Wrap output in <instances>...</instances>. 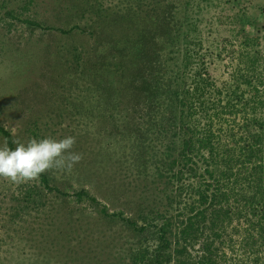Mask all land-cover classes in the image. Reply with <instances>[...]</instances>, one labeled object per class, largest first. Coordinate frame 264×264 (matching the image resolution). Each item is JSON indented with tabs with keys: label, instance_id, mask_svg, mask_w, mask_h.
I'll return each instance as SVG.
<instances>
[{
	"label": "trees",
	"instance_id": "trees-1",
	"mask_svg": "<svg viewBox=\"0 0 264 264\" xmlns=\"http://www.w3.org/2000/svg\"><path fill=\"white\" fill-rule=\"evenodd\" d=\"M120 2L70 0L91 24L57 29L78 30L92 44L69 50L71 59L56 67L73 71L83 91L78 105L62 97L65 112L82 115L95 92L119 117L110 122L119 164L142 187L126 205L130 214L101 210L130 235L121 264H264V66L253 62L219 85L174 2ZM0 137L16 147L2 125ZM39 179L46 193L72 196L47 173ZM74 196L99 203L85 188Z\"/></svg>",
	"mask_w": 264,
	"mask_h": 264
},
{
	"label": "rangeland",
	"instance_id": "rangeland-1",
	"mask_svg": "<svg viewBox=\"0 0 264 264\" xmlns=\"http://www.w3.org/2000/svg\"><path fill=\"white\" fill-rule=\"evenodd\" d=\"M28 1L0 0V125L22 143L74 136L73 151L83 158L70 172H46L51 185L72 194L65 200L46 193L40 179L19 184L0 179V264H121L130 235L119 219L104 217L101 210L130 214L126 205L142 187L119 164L120 137L110 134L118 114L106 112L95 92L82 115L65 112L62 97L73 95L78 105L76 95L83 91L75 87L73 71L58 69L74 47L88 50L92 43L78 30L70 35L57 28L84 27L91 20L70 0ZM101 1L110 6L121 0ZM169 1L186 18L185 27L195 28L190 37L201 43L217 84L232 83L253 62L263 68L264 0ZM9 10L16 18L7 15ZM82 188L99 203L77 201L74 193Z\"/></svg>",
	"mask_w": 264,
	"mask_h": 264
},
{
	"label": "clouds",
	"instance_id": "clouds-1",
	"mask_svg": "<svg viewBox=\"0 0 264 264\" xmlns=\"http://www.w3.org/2000/svg\"><path fill=\"white\" fill-rule=\"evenodd\" d=\"M74 136L57 140L51 137L17 141L14 149L0 146V179L12 183L37 181L52 170L70 172L82 160V154L73 151Z\"/></svg>",
	"mask_w": 264,
	"mask_h": 264
}]
</instances>
